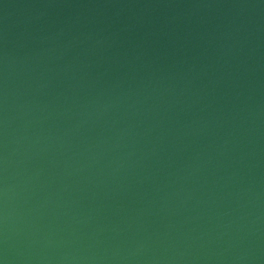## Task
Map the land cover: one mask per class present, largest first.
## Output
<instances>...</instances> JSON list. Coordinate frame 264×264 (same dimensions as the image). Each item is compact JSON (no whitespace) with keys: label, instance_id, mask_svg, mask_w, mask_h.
Returning <instances> with one entry per match:
<instances>
[{"label":"water","instance_id":"water-1","mask_svg":"<svg viewBox=\"0 0 264 264\" xmlns=\"http://www.w3.org/2000/svg\"><path fill=\"white\" fill-rule=\"evenodd\" d=\"M4 264H264V0H0Z\"/></svg>","mask_w":264,"mask_h":264},{"label":"clouds","instance_id":"clouds-1","mask_svg":"<svg viewBox=\"0 0 264 264\" xmlns=\"http://www.w3.org/2000/svg\"><path fill=\"white\" fill-rule=\"evenodd\" d=\"M0 264H4V261L3 260H0Z\"/></svg>","mask_w":264,"mask_h":264}]
</instances>
